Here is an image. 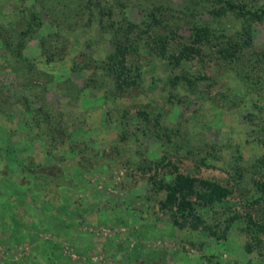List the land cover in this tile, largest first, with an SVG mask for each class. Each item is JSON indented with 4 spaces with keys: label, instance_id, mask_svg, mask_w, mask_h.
<instances>
[{
    "label": "rangeland",
    "instance_id": "374dc122",
    "mask_svg": "<svg viewBox=\"0 0 264 264\" xmlns=\"http://www.w3.org/2000/svg\"><path fill=\"white\" fill-rule=\"evenodd\" d=\"M213 8L0 0V264H264L245 221L264 220V21ZM203 25L201 53L177 62ZM117 42L134 80L121 90L104 67ZM172 164L231 189L195 204L208 227L162 204Z\"/></svg>",
    "mask_w": 264,
    "mask_h": 264
},
{
    "label": "trees",
    "instance_id": "16d2710c",
    "mask_svg": "<svg viewBox=\"0 0 264 264\" xmlns=\"http://www.w3.org/2000/svg\"><path fill=\"white\" fill-rule=\"evenodd\" d=\"M213 4L212 12L218 16L225 11H232L237 14V17L244 19H259L264 21V6H258L256 8L249 7L244 0H210ZM32 18L36 19L35 13L32 14ZM31 28V27H30ZM210 32V28L207 25L196 26L192 28L190 34L189 43L181 44L179 50L175 53V60L179 62L182 59H189L199 55L201 53L204 39L207 38ZM7 45H13L9 40H6ZM47 41L43 37L41 39V45L46 47ZM160 49L163 52L165 48V41H160ZM248 43V38H243L239 42H229L226 47L220 48V52L223 57L233 59L236 53ZM115 54L112 56V62H106L104 66L107 71L115 73L117 89H124L134 80H129V69L126 63L127 47L124 44H115ZM162 47V48H161ZM12 53L17 56L19 50L13 47ZM117 57V58H116ZM171 163V162H169ZM260 163L264 166V152L260 157ZM173 179L170 182H161L160 187L165 190L166 195L162 204L173 210V218L175 223L188 222L193 228H199V226L208 227L204 225L203 219L198 213L195 204L199 206L214 205L221 201L224 197L230 195L231 189L227 185H221L216 181L196 177L188 174H183L178 171L176 165L172 164ZM260 189L264 193V182L260 183ZM248 229L254 230V237L258 242H262L264 239V220H256L251 213H248L245 217ZM247 251H252V244L247 243L245 245ZM53 253V257H54ZM58 257V255H57ZM55 258V257H54ZM59 258V257H58ZM53 262V261H52Z\"/></svg>",
    "mask_w": 264,
    "mask_h": 264
}]
</instances>
